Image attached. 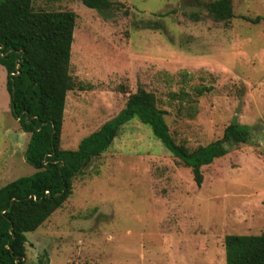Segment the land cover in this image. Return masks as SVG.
Here are the masks:
<instances>
[{
  "label": "rangeland",
  "instance_id": "1",
  "mask_svg": "<svg viewBox=\"0 0 264 264\" xmlns=\"http://www.w3.org/2000/svg\"><path fill=\"white\" fill-rule=\"evenodd\" d=\"M105 15L80 0H32L76 15L60 146L115 116L138 88L153 92L169 132L190 148L249 126L244 144L201 167L203 180L138 120L86 164L72 193L27 233L25 264H225L224 236L264 233V0H232L213 20L212 0H111ZM29 133L10 110L0 65V186L35 170Z\"/></svg>",
  "mask_w": 264,
  "mask_h": 264
},
{
  "label": "trees",
  "instance_id": "2",
  "mask_svg": "<svg viewBox=\"0 0 264 264\" xmlns=\"http://www.w3.org/2000/svg\"><path fill=\"white\" fill-rule=\"evenodd\" d=\"M105 15L111 0H80ZM215 21L235 17L232 0L202 3ZM75 13L35 10L32 0H0V65L6 71L10 110L22 131L29 133L25 161L34 168L0 186V264H25L26 234L36 230L72 193L76 175L111 145L121 128L133 120L146 125L171 155L189 167L197 186L201 167L246 143L249 126L230 122L220 138L190 148L169 132L165 111L153 92L138 88L124 108L84 136L75 149L60 146ZM252 23L264 16L244 17ZM225 264H264V233L227 234ZM41 264V260L39 262Z\"/></svg>",
  "mask_w": 264,
  "mask_h": 264
},
{
  "label": "water",
  "instance_id": "3",
  "mask_svg": "<svg viewBox=\"0 0 264 264\" xmlns=\"http://www.w3.org/2000/svg\"><path fill=\"white\" fill-rule=\"evenodd\" d=\"M45 259H46V257H44V259H43V264H45Z\"/></svg>",
  "mask_w": 264,
  "mask_h": 264
}]
</instances>
